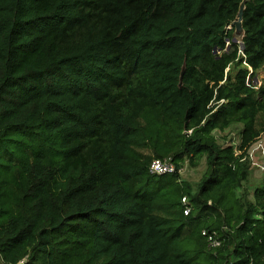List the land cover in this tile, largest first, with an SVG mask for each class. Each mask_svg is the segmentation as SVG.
Masks as SVG:
<instances>
[{
  "label": "trees",
  "instance_id": "trees-1",
  "mask_svg": "<svg viewBox=\"0 0 264 264\" xmlns=\"http://www.w3.org/2000/svg\"><path fill=\"white\" fill-rule=\"evenodd\" d=\"M242 1L0 0L2 263L264 264V175L244 184L264 136V0L246 1L238 44ZM168 156L175 172H150Z\"/></svg>",
  "mask_w": 264,
  "mask_h": 264
},
{
  "label": "rangeland",
  "instance_id": "rangeland-1",
  "mask_svg": "<svg viewBox=\"0 0 264 264\" xmlns=\"http://www.w3.org/2000/svg\"><path fill=\"white\" fill-rule=\"evenodd\" d=\"M229 27H231V25ZM235 31L236 29H234L235 42L241 44L242 35L235 34ZM230 43L231 41L227 42L228 45ZM258 75H259L258 83H260L261 78L264 75V72L260 71ZM241 129H242L241 123H234L230 128L224 131L216 130L215 135L219 143L222 144L223 146L233 145L234 147H236L240 143ZM249 161H250V168H249L250 178L248 179V182L244 184L246 185V188L250 192H252L255 186H257L261 182V179L264 175V137L260 141L252 145L249 154ZM206 169H207V163L205 157H203L196 166L191 165L189 160L186 159L183 165L182 172H180L181 178L191 182L192 184H195V182H198L202 178ZM250 197L252 198V195H250ZM0 263H2L1 259H0Z\"/></svg>",
  "mask_w": 264,
  "mask_h": 264
},
{
  "label": "built area",
  "instance_id": "built-area-1",
  "mask_svg": "<svg viewBox=\"0 0 264 264\" xmlns=\"http://www.w3.org/2000/svg\"><path fill=\"white\" fill-rule=\"evenodd\" d=\"M251 150V149H250ZM250 154V153H249ZM183 167L180 168L182 172ZM176 171V164L171 156L165 158H154L150 163V172L153 174H165L172 173ZM182 203L184 205V212L188 214L191 211V206L188 201V197L184 196L182 198ZM203 233L207 235L208 243L212 247H219L222 244V240L218 237L215 231L209 232L203 230Z\"/></svg>",
  "mask_w": 264,
  "mask_h": 264
},
{
  "label": "water",
  "instance_id": "water-1",
  "mask_svg": "<svg viewBox=\"0 0 264 264\" xmlns=\"http://www.w3.org/2000/svg\"><path fill=\"white\" fill-rule=\"evenodd\" d=\"M246 1L247 0H243L240 3L239 11L237 13V18H236V20L233 21V25L235 26V29H236L235 34H240V35H242V37L245 34V30H244V26H243V14H244L245 6H246ZM183 73H184V68L182 70V74ZM181 79H182V76H181ZM180 85H182V81H181Z\"/></svg>",
  "mask_w": 264,
  "mask_h": 264
},
{
  "label": "clouds",
  "instance_id": "clouds-1",
  "mask_svg": "<svg viewBox=\"0 0 264 264\" xmlns=\"http://www.w3.org/2000/svg\"><path fill=\"white\" fill-rule=\"evenodd\" d=\"M231 28H232V26H231ZM263 137H264V136H263ZM263 137H261L260 139H258L255 143H257L258 141H260ZM255 143H254V144H255ZM254 144H253V145H254ZM250 149H251V148H250ZM0 264H2V263H0Z\"/></svg>",
  "mask_w": 264,
  "mask_h": 264
}]
</instances>
